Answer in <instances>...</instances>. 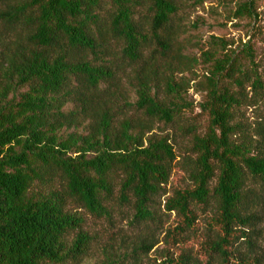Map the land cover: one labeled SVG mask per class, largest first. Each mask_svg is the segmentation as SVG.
Wrapping results in <instances>:
<instances>
[{
    "label": "trees",
    "instance_id": "1",
    "mask_svg": "<svg viewBox=\"0 0 264 264\" xmlns=\"http://www.w3.org/2000/svg\"><path fill=\"white\" fill-rule=\"evenodd\" d=\"M199 1L0 0V264L79 263L94 241L79 210L127 222L101 264H200L172 249L208 214L207 264H264V113L239 121L264 82L250 48L204 52L198 134L179 13ZM177 136L191 141L181 159ZM176 167L189 185L166 196Z\"/></svg>",
    "mask_w": 264,
    "mask_h": 264
},
{
    "label": "rangeland",
    "instance_id": "2",
    "mask_svg": "<svg viewBox=\"0 0 264 264\" xmlns=\"http://www.w3.org/2000/svg\"><path fill=\"white\" fill-rule=\"evenodd\" d=\"M243 2H250L251 12L248 15L239 16L237 9ZM185 27L183 39L186 44V54L194 59L192 73L185 76L192 80L186 94L188 102L192 103V109L186 115L192 119L197 127V132L202 136L208 127L209 119L206 113L200 110V105L205 100V93L196 84L203 79L209 64L205 62L202 54L204 52L215 53V57L224 54H237L242 57L246 48H250L256 71L260 79L264 82V0H200L199 2H188L179 13ZM211 38L220 39L224 45L212 46ZM246 85L245 92L251 96V88ZM242 123L252 125L257 118L264 113V91L260 98H257L254 106L245 104L240 109ZM168 133L169 130L166 129ZM175 153L181 159L190 155L188 150L191 147L189 137H176ZM189 185L186 173L176 167L166 186L167 195L172 191L182 189ZM164 197L161 199L163 201ZM83 216L84 230L94 238L91 243L90 253L77 264H101L104 261L108 248L114 250L122 247L123 241L131 240V232L126 227V221L120 217H115L113 226L106 220H97L79 210ZM208 216L198 217L195 224V235L179 248H173L174 255H178L181 250L187 249L195 256L200 264H207L208 255L204 251L206 225ZM163 227H174L177 219L174 215L163 216ZM164 237L163 230L158 232L159 244L149 253L153 257V252L164 247L161 242ZM218 264V263H212ZM229 264H233L232 260Z\"/></svg>",
    "mask_w": 264,
    "mask_h": 264
}]
</instances>
